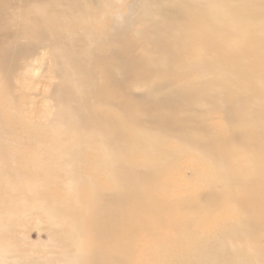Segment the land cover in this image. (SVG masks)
<instances>
[{
	"label": "bare ground",
	"instance_id": "6f19581e",
	"mask_svg": "<svg viewBox=\"0 0 264 264\" xmlns=\"http://www.w3.org/2000/svg\"><path fill=\"white\" fill-rule=\"evenodd\" d=\"M43 52L51 110L0 86V242L31 205L59 252L13 264H264V0H0V79Z\"/></svg>",
	"mask_w": 264,
	"mask_h": 264
},
{
	"label": "rangeland",
	"instance_id": "374dc122",
	"mask_svg": "<svg viewBox=\"0 0 264 264\" xmlns=\"http://www.w3.org/2000/svg\"><path fill=\"white\" fill-rule=\"evenodd\" d=\"M37 56H40L41 58L43 57L42 64L39 65L35 63V65L28 71V76L24 81L22 80L18 84L10 87L7 81L0 79V86L2 89H6L8 98L16 103V105H13L9 100L10 106L13 105V108L10 109L11 114L21 116L19 123L15 124L16 126L26 124L27 121L30 122L32 119L35 120L45 108L48 107L51 110L53 105V102L49 99V95L51 94L50 85L55 83L56 80L54 78H47V73L51 65L50 63H47V57L44 56V52ZM0 99L2 101L3 95H0ZM4 104L3 101L0 102V106ZM21 110H26L28 114H26V116L22 115ZM34 110H38V113H35ZM41 120L44 122L45 118H41ZM7 136L8 138L12 137L15 140V136L9 134H7ZM21 138L23 137L21 136ZM25 143L27 142H20L19 146L14 148L5 147V150L9 152L17 150L24 154L41 153V151L44 150L43 147H33ZM23 158L25 159L29 157ZM8 161L10 162L11 159H8ZM19 213L29 216V218L19 223V231L14 235L10 243L3 244L0 242V264L6 262L5 259L2 261L1 257L11 258L7 262L13 264L15 260L18 261L23 259L24 255H28L39 261H44L46 254L49 252L57 255L59 250L55 245L56 238L54 235L56 234H52L48 230L44 218L38 216V211L30 205L22 210L19 209Z\"/></svg>",
	"mask_w": 264,
	"mask_h": 264
}]
</instances>
